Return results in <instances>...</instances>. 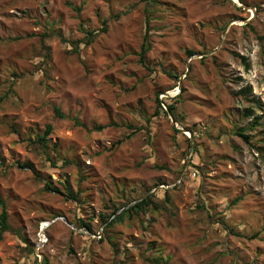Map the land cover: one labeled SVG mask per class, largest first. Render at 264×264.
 Masks as SVG:
<instances>
[{
    "label": "rangeland",
    "instance_id": "1",
    "mask_svg": "<svg viewBox=\"0 0 264 264\" xmlns=\"http://www.w3.org/2000/svg\"><path fill=\"white\" fill-rule=\"evenodd\" d=\"M0 194V264H264V0H0Z\"/></svg>",
    "mask_w": 264,
    "mask_h": 264
},
{
    "label": "trees",
    "instance_id": "2",
    "mask_svg": "<svg viewBox=\"0 0 264 264\" xmlns=\"http://www.w3.org/2000/svg\"><path fill=\"white\" fill-rule=\"evenodd\" d=\"M105 29H106V27H104V30ZM88 34H89V38H88L86 43L89 44L93 40V36L95 35V31L88 32ZM147 39L148 38L146 36L145 41H144V43L142 45V48H141V52H140V61L141 62H145V55H146L147 51L149 50V45L146 43ZM74 51H77V49L75 48ZM188 53L189 54H193V51L189 50ZM169 73L171 75H174V73L171 72V71ZM248 91H249V88H244V89L241 90V92H243V93H248ZM175 111H176V106L174 105V103H169L168 106H167V110H165L166 113L170 112V113H173L174 115H176ZM54 113H55L56 117H59V118H64L65 117V114L61 111L60 107H58V106L54 107ZM76 122L79 124V122L77 120H76ZM252 127H254V125ZM102 128H103V126H98L97 127V129H102ZM52 130H53V126L51 124H47L46 127H45V130H44V133L42 135H40L35 140V142L40 144L42 147L47 148L48 147L47 139H48L49 135L52 133ZM237 133L240 136H242L247 142L250 141L249 135L245 134L244 131L239 130ZM22 166L30 167V164L29 163H24V164H22ZM47 187L49 188V185H47ZM152 203L154 204L152 196L150 195V196H148L146 198H143L140 201L136 202L134 205L130 206L129 208L122 210L119 214L116 215V213H117V211L119 209V207H117L116 209H114V211L112 213L114 218L111 219L112 215H111V217L106 216V217H103L104 221H106L107 226H111L114 223V221H117L119 219L122 220L126 213H132V212L136 213V212H139L140 210H145ZM0 206H1L0 231H6L10 227V225H9V215H8L7 204H6L5 200L2 198L1 194H0ZM84 226H86L88 229H90L88 224H84Z\"/></svg>",
    "mask_w": 264,
    "mask_h": 264
},
{
    "label": "built area",
    "instance_id": "3",
    "mask_svg": "<svg viewBox=\"0 0 264 264\" xmlns=\"http://www.w3.org/2000/svg\"><path fill=\"white\" fill-rule=\"evenodd\" d=\"M48 225H49V222H47V221L43 222V224L41 225V228H42L41 230L42 231H41V234H40V242H44V239L46 238L44 229Z\"/></svg>",
    "mask_w": 264,
    "mask_h": 264
}]
</instances>
